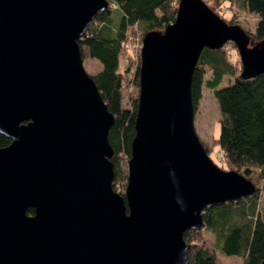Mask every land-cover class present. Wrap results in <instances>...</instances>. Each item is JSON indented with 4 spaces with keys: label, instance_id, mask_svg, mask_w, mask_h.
<instances>
[{
    "label": "water",
    "instance_id": "water-1",
    "mask_svg": "<svg viewBox=\"0 0 264 264\" xmlns=\"http://www.w3.org/2000/svg\"><path fill=\"white\" fill-rule=\"evenodd\" d=\"M109 7L0 0V134L11 140L0 147V264H183V233L203 227L204 209L256 191L209 157L191 83L202 51L227 43L241 80L264 75V43L203 0H179L174 22L142 38L127 183L113 189L114 115L78 45Z\"/></svg>",
    "mask_w": 264,
    "mask_h": 264
},
{
    "label": "trees",
    "instance_id": "trees-1",
    "mask_svg": "<svg viewBox=\"0 0 264 264\" xmlns=\"http://www.w3.org/2000/svg\"><path fill=\"white\" fill-rule=\"evenodd\" d=\"M108 1L110 7L96 16L78 45L83 61L93 60L99 64V71L92 75V79L107 109L114 115L108 139L114 150L111 160L115 181L118 155L129 158L134 135L138 96L132 98L128 94L133 61H136V68L131 84L138 89V56L142 38L150 31L162 32L174 22L179 0ZM204 1L214 13L217 6L233 1L244 13L256 18L254 31H245L251 42H264V0ZM114 11L119 13L117 25ZM135 33L139 34V38L132 41L130 37ZM135 45L138 48L130 49ZM120 59L125 61L123 72L118 70ZM208 72L211 78L204 81ZM227 75H235V68L226 60L223 48L216 52L204 49L192 76V103L196 110L203 86L214 92L220 112V132L214 142L226 167L251 180L256 191L234 202L206 207L203 227L183 233L189 245L183 264H216L215 254L205 244L203 230L213 233L215 249L226 256L241 258L240 264H259L264 258V75L246 81L235 76L232 84L219 88ZM125 96H128V107L123 106ZM10 142L9 138L0 134V147ZM205 149L208 151L207 147ZM113 189L116 191L114 185ZM118 193L123 195L120 191ZM27 213L32 214L33 209L29 208Z\"/></svg>",
    "mask_w": 264,
    "mask_h": 264
},
{
    "label": "rangeland",
    "instance_id": "rangeland-1",
    "mask_svg": "<svg viewBox=\"0 0 264 264\" xmlns=\"http://www.w3.org/2000/svg\"><path fill=\"white\" fill-rule=\"evenodd\" d=\"M204 1V0H203ZM205 2V1H204ZM206 3V2H205ZM215 13L224 21L228 23H233L232 25L240 26L244 31L249 33L254 31V26L256 24V18L254 16L247 15L242 10L238 8L233 1H226L222 3L220 6H217L214 9ZM113 18L115 19V24H118L119 13L117 11L113 12ZM131 40L135 41L139 38V34L135 33L131 35ZM264 43V42H263ZM255 43L251 42V45ZM141 48V44H140ZM226 56V60L229 64L235 68V75H227L223 78L221 85L219 88L227 87L228 85L232 84L235 76L240 75L241 71V63L239 60V56L235 46L232 43H227V46L223 48ZM134 58L137 56V53L133 55ZM140 62V49H139V56ZM134 62V66L132 68V72L129 76V95L132 98H135L139 94V88L136 89L131 83L133 82L134 76V69L136 68V61ZM125 66V61L123 59L119 60V67L118 70L123 72ZM83 67L85 71L89 75H94L96 72L99 71V64L93 60H85L83 61ZM211 78V73L208 72L204 76V81L209 80ZM214 92L212 90L206 89L205 86L202 87V95L201 100L198 103V107L194 113V128L195 131L203 143L205 147L208 148V155L213 160L215 164L225 170H230L226 167L223 161V157L220 154L217 145L214 142V139L218 136L220 132V112L217 105V102L214 97ZM128 96H125L123 101V106L128 107ZM127 160L128 158L125 157L123 154L118 155L119 167H118V176L115 181H113V185L116 187V192L120 191L124 194L125 187L127 183ZM203 236L205 240V244L209 250H211L216 257V264H240L241 258L238 257H231L227 259L226 255L221 253L219 250L214 248V236L213 233L203 230Z\"/></svg>",
    "mask_w": 264,
    "mask_h": 264
},
{
    "label": "built area",
    "instance_id": "built-area-1",
    "mask_svg": "<svg viewBox=\"0 0 264 264\" xmlns=\"http://www.w3.org/2000/svg\"><path fill=\"white\" fill-rule=\"evenodd\" d=\"M226 46H227V44H226L223 48H225ZM132 47H133V48H138V46L135 45V46H130V49H132Z\"/></svg>",
    "mask_w": 264,
    "mask_h": 264
},
{
    "label": "crops",
    "instance_id": "crops-1",
    "mask_svg": "<svg viewBox=\"0 0 264 264\" xmlns=\"http://www.w3.org/2000/svg\"><path fill=\"white\" fill-rule=\"evenodd\" d=\"M97 73V72H96ZM231 257H235V256H228V257H226L227 259H229V258H231Z\"/></svg>",
    "mask_w": 264,
    "mask_h": 264
}]
</instances>
